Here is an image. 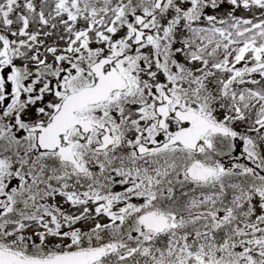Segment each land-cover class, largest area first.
Returning <instances> with one entry per match:
<instances>
[{
    "label": "snow or ice",
    "instance_id": "6c2138e0",
    "mask_svg": "<svg viewBox=\"0 0 264 264\" xmlns=\"http://www.w3.org/2000/svg\"><path fill=\"white\" fill-rule=\"evenodd\" d=\"M0 264H264V0H0Z\"/></svg>",
    "mask_w": 264,
    "mask_h": 264
}]
</instances>
